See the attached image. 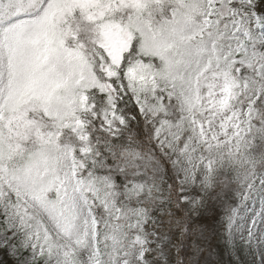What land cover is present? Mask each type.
Returning a JSON list of instances; mask_svg holds the SVG:
<instances>
[{
	"label": "snow or ice",
	"instance_id": "6c2138e0",
	"mask_svg": "<svg viewBox=\"0 0 264 264\" xmlns=\"http://www.w3.org/2000/svg\"><path fill=\"white\" fill-rule=\"evenodd\" d=\"M0 264H264V0H0Z\"/></svg>",
	"mask_w": 264,
	"mask_h": 264
}]
</instances>
